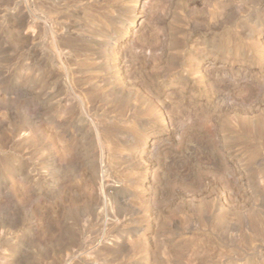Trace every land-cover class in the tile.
Instances as JSON below:
<instances>
[{"label": "rangeland", "instance_id": "obj_1", "mask_svg": "<svg viewBox=\"0 0 264 264\" xmlns=\"http://www.w3.org/2000/svg\"><path fill=\"white\" fill-rule=\"evenodd\" d=\"M0 264H264V0H0Z\"/></svg>", "mask_w": 264, "mask_h": 264}]
</instances>
